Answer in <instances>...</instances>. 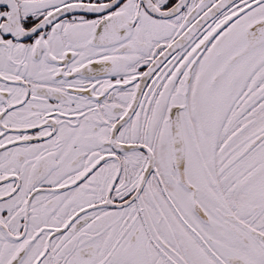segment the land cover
<instances>
[{
  "label": "snow or ice",
  "instance_id": "1",
  "mask_svg": "<svg viewBox=\"0 0 264 264\" xmlns=\"http://www.w3.org/2000/svg\"><path fill=\"white\" fill-rule=\"evenodd\" d=\"M0 264H264V0H0Z\"/></svg>",
  "mask_w": 264,
  "mask_h": 264
}]
</instances>
